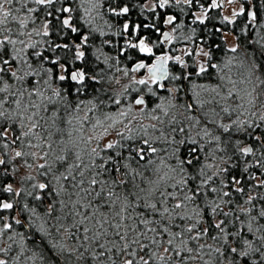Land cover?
<instances>
[{"label": "snow or ice", "instance_id": "6c2138e0", "mask_svg": "<svg viewBox=\"0 0 264 264\" xmlns=\"http://www.w3.org/2000/svg\"><path fill=\"white\" fill-rule=\"evenodd\" d=\"M67 0H0V126L5 121L10 123L4 130L0 132V138L7 139L12 125L16 124L20 128L19 135L11 141L15 144L20 141L25 145L24 138H30L26 142L28 148L42 147L44 142L51 140V133L47 137H41V133L36 131L38 128L47 132L45 124L47 119H52L53 125L56 124L57 111L53 110L52 116L47 119L41 115V112L48 111V104H55L59 101L63 105L64 117H61L69 126H73V122L78 125L75 131L78 133V140H73V133L68 132L69 142L61 140L66 151L79 149L75 151V163L68 166L66 173H61L55 177L57 188H50L48 183H35L33 189L38 192L34 195V199L43 201L48 196L60 197L59 201L52 200L49 202L46 216L53 217V213L60 211L62 215L53 217L56 224L53 225L54 232L65 233L73 243L70 247L66 246L62 236L54 235L52 230L46 229L44 221L40 228L45 236L52 237L51 247L65 255L68 261H75V264H191L192 261H201L202 264H264V193L260 189H264V172L257 174L249 171V169H264V134H254L257 129H261V123L264 122V61H260L255 55L249 57L245 54V59L240 61L241 67L244 69L234 78L224 69L233 64L236 58H229L228 61L221 66L219 63H211L213 56L211 51H205L201 48L196 55L204 56L208 63H199L198 68L194 72L187 71L190 67L182 56L172 55L175 48L165 49L164 46L172 45L174 40L180 39L174 36L177 29L184 27L183 23L177 22V16L166 15L163 18V26H172L170 31H162L160 24V15L156 13L157 7L161 10L170 5H185L191 8L194 3L199 0H155L148 8L149 11L156 13L154 17L145 16L140 22H132L127 20L122 24L113 35L123 36L125 44L120 50L119 55L125 56L132 60L131 55H127L128 50H135L140 54L134 65L125 68L124 75L132 73H140L142 70L144 75L136 79L132 78L131 83L134 85L147 86V92L156 95L153 91V85L160 89H164V81L189 80L192 76L197 77L203 74H209L210 69H215L220 74V82L211 87L210 91L214 95L201 101L199 92H196V103L199 107H203L205 103L220 104L221 101L231 102L227 106L221 107L220 111L212 109L213 118L208 123H214L223 130L224 133H230L235 126L236 131H243L251 136L255 141L241 147L240 141L234 145L235 151L240 153V157H253L251 161H246L243 165L239 163V158L233 160L232 155H225L219 158L220 163H206L199 169V182L189 187V179L196 181L197 177H184L181 175L175 183H166L161 188V182L165 181L168 173H164L154 182L147 181V187L143 186L144 181H137V177L143 178L144 173L149 170V165L154 164V156L158 151H169V148L158 149L153 147L156 140H162L171 147L173 156L180 151V146L185 144V140L177 141L175 137L169 139V135H165L163 129H158L156 125H143L142 122L138 126L133 125V121L137 120L140 115L144 118L156 120L160 124L165 121L161 116L155 115L159 109L164 116H168V108L157 104L155 108L148 109V102L144 96H139L134 100V106L138 111H133V105L123 107L121 99L109 96L115 105L121 106L115 114H103L102 117L95 119L88 116V112L94 111L97 104H92L83 116L79 113L83 110L84 102L78 101L73 104L67 100L68 89L59 90L54 86V81H72L78 85H85L86 78L90 84L99 85L96 91L108 94V89L104 87V81L108 78L103 70L89 69L87 66L76 68L69 71V61L75 64L76 61H85V51L89 41V35L80 32V29L72 23L73 13L77 9L71 6H63ZM109 8L107 11L115 17H126L130 13V7L124 5L122 7H111L116 0H108ZM233 0H229V3ZM29 3L39 5L45 12V17L41 21L40 26H36V19L32 14L39 11L35 7H29ZM251 3V0H249ZM62 5L56 8L55 5ZM87 5V6H86ZM80 6L84 11V23L92 25L93 11L96 15H100L99 9L103 7V0H80ZM145 7H148L145 5ZM212 8H222V3L213 0ZM201 13H193L194 19L192 23H205L207 18V9L201 5ZM26 10V14L21 18L20 13ZM183 12L184 8H180ZM244 9L239 12H233V17L242 15ZM62 14H67L66 16ZM250 19L249 24L255 26L258 20L256 11L248 13ZM102 18V17H101ZM224 20L231 24L234 22L229 17ZM19 24L18 36L12 38L13 29L8 27L10 22ZM31 21L33 27L30 31H23L28 28ZM55 21V23H54ZM109 28L112 27L105 21ZM51 26V30H50ZM264 27V25H261ZM64 30H68L72 34L69 39L53 43V41H44L49 45L46 51L53 53V56L45 55L41 51L32 53L36 58L35 65L29 59L28 49H36V43H25V40L19 39L21 36L31 38L33 34L36 36L50 37L53 34L63 37L67 35ZM97 29L93 28L92 31ZM216 31H222L217 29ZM5 33H7L5 35ZM100 34L104 35L101 29ZM227 35V33H223ZM76 39L79 42H76ZM264 39V38H262ZM105 44H111V41H103ZM259 43V41L257 42ZM22 47H17V45ZM9 45L11 48L9 49ZM217 48L220 45H216ZM264 48V44H261ZM59 50V52H57ZM239 45L227 49L228 52L238 53ZM96 59L100 60L103 53L97 49ZM190 50H185L184 55L190 56ZM264 54V53H262ZM63 57L64 62H61ZM113 59L104 56V63ZM119 63V58H116ZM46 64L50 66H45ZM171 65V67H170ZM112 65H109L111 67ZM179 66L181 71L177 74L175 67ZM118 71L120 69H117ZM30 77H40V79H28ZM12 79L18 82V85L9 82ZM27 83H24L25 81ZM199 87L204 91H208L203 85ZM43 89V90H42ZM139 91V89H133ZM180 89L177 88L176 91ZM75 93L82 94L83 88H75ZM128 87H125V92ZM171 94L172 89H167ZM50 92V95H45ZM6 94V95H3ZM219 98V99H217ZM98 99V98H97ZM100 104L104 101L100 100ZM169 105L175 107L168 101ZM8 105V107H6ZM185 112L193 111V104L188 103L185 106ZM147 110V111H146ZM220 112L231 115L236 113V119L229 124L220 123L216 117H220ZM248 114L250 119L242 120L240 117ZM223 119V117H220ZM185 119L193 121L191 127L195 128L201 121L191 115H186ZM43 121L44 123H41ZM127 121V122H125ZM254 121H256L254 123ZM169 124L179 123L175 116L169 121ZM89 125V127H86ZM117 125H123L125 131L116 130V134L124 140L135 141L137 138L142 140L145 147L131 148L128 155H123L120 151L115 154L102 156V152L117 148L119 141H108L103 147L100 141L107 135L110 130L116 129ZM152 133L160 132L159 136L153 139ZM252 129V132H248ZM58 132L63 129L57 127ZM179 131L184 133V127L176 129L173 127L171 132ZM201 132L203 135H201ZM127 133V134H126ZM135 133V134H134ZM197 135L201 139L208 137V142L215 141L218 150L227 153V141L224 147H220L221 136L213 135L205 125ZM32 138L40 140L41 143L33 144ZM95 142V143H94ZM192 145H197L198 141L191 138L187 141ZM3 148H9L8 143H4ZM48 147L52 144L49 142ZM120 147H126L120 145ZM132 153H135L133 155ZM197 148L188 149L187 154L179 161V172L185 171L184 164L192 166L194 161H199L200 157ZM259 154V157H257ZM31 156L37 158V153L26 151H15L13 160L19 157ZM48 156L45 152L39 159L43 160ZM87 157V163L85 162ZM99 158L100 163L96 160ZM58 160H65L66 156H58ZM213 159H216L213 156ZM135 161L138 167L134 168L132 162ZM141 161H144L141 164ZM8 163L5 159L0 158V166ZM28 168L33 165L25 161ZM164 160L161 159V164ZM221 165H227L222 167ZM43 169L46 164L38 165ZM214 169V170H213ZM49 167V171H50ZM159 173L160 169H155ZM169 171L176 172V168H170ZM211 171V175H209ZM87 173V175H86ZM7 174V170L4 171ZM46 174V173H44ZM107 174V175H105ZM215 186L209 187L214 182ZM28 179H34L29 176ZM168 179H172L168 177ZM62 181H67L65 184ZM255 181V183H253ZM169 188L172 191H169ZM23 189L14 190L11 183L0 188V192L14 194L16 197L21 196ZM33 196L31 191L25 193ZM43 194V195H41ZM215 194V195H210ZM235 194V195H234ZM239 196L241 199H236ZM228 199H225V198ZM255 202V203H254ZM18 203V202H17ZM59 203V209H57ZM191 205V212L189 206ZM225 207L228 208L225 211ZM14 203L0 201V212H12ZM18 211L31 212L33 216H37L35 208H29L28 204H24L23 209ZM255 213V214H253ZM7 216H0V244L6 241V247H0V264H20V257L24 254L21 248L18 255L10 256L13 245L17 243L16 235L23 240L22 233L15 235H7L5 233L13 232V224L5 222ZM15 224L23 225L24 221L15 219ZM211 240L212 243H207Z\"/></svg>", "mask_w": 264, "mask_h": 264}, {"label": "trees", "instance_id": "16d2710c", "mask_svg": "<svg viewBox=\"0 0 264 264\" xmlns=\"http://www.w3.org/2000/svg\"><path fill=\"white\" fill-rule=\"evenodd\" d=\"M77 3H80V0H75ZM146 0H116L115 3L111 4V7H122L124 5H128L130 7V13L126 17H115L111 15L107 11L109 8V2L108 0H103V7L99 9V12L102 14V18H99L100 22H94L89 27L90 29H86L84 23H81L80 20L74 19L72 20V23L77 26L80 29V32L83 34H89V41L88 44L85 47V50L87 51L86 57L90 58V60L85 63V66L88 65L89 69H95L97 71L103 70L104 74L108 78L106 81H104V87L108 89V94L105 95L103 93H100L96 91L95 89L99 88V85L90 84L89 80L86 81L85 85H78L73 84L70 81H59V90L68 89L67 93V100L71 101L73 104L77 103L78 101L84 102V107H91V104L89 101H94L97 104V108L92 111L91 115L99 113H103V107L100 106L99 101L100 100H109V96L112 98H117V90H120L121 86L120 83L121 79L120 74L122 69L130 68L135 63V61L140 58V54L137 53L135 50H128L127 55H131L133 57L132 60L127 59L125 56H120V50L123 48L125 44L124 37L127 34H124L123 36L119 35H113L119 28H122V24L127 21L131 20L132 22H140L144 19L145 16L148 17H154L156 13H159L160 15V24L162 30L164 29V26L162 24L163 18L166 15H175L177 16V22L183 23L184 27L182 29H177L174 36L179 37L180 39L174 40L173 44L170 46V48H175L176 51L171 53L172 55H180L183 57L186 63L190 65V67L187 69V71L194 72L196 68H198L199 64L196 62V58H200L202 55L197 56L196 53L203 47L205 51L210 50L211 54L213 56V59L211 63H219L221 66H223L229 58H236L233 60V64L230 65L228 68H225L224 71L232 75L234 78L238 77V74L242 72L244 69L241 67L240 61H243L245 59V54L249 57L255 55L260 61H264V48H261V44H264V27H261V25H264V0H251V3L245 2L249 4V6L252 7L253 11H256L258 20L255 23V26L252 24L248 25L246 21H244V16H240L235 22L229 24L224 22L220 17H215V22L209 23V21H205L204 24H200L199 22L192 23L194 16L193 13L199 10V6L201 4H204V1L206 0H199V3H194V5L189 8L185 5L175 6L174 4L170 7H167L163 10L157 8L156 13H153L146 9L143 6V2ZM249 1V0H248ZM70 0H67V2L63 6H71L69 3ZM70 4V5H69ZM62 5H55L56 8L61 7ZM39 11L36 13H33L32 16L34 19H36V25H40L41 21L45 17V12L40 6H36ZM81 7V6H80ZM180 8H184V11L181 12ZM77 9V8H76ZM83 10V9H82ZM22 13V12H21ZM24 14H26V10L23 11ZM66 16L67 14H62ZM96 13L93 14L95 16ZM247 17V16H246ZM245 17V19H246ZM38 20V21H37ZM78 21V23H77ZM102 21V23H101ZM105 21L108 22V24H111L112 27L109 28L107 24H105ZM29 21V26H30ZM55 23V21H54ZM217 23V24H215ZM32 24V23H31ZM11 28L13 29L12 35L16 34L19 30V24L12 21L10 24ZM51 28V26H50ZM97 29L96 31H92V29ZM104 31V35L100 34V30ZM217 29H221L222 31H216ZM223 31H232L237 37V42L239 45L238 53H231L228 52L227 44L223 38ZM67 35H64L63 37L57 36L53 34L50 37H42V40L40 41V36L33 38H26L27 36H23L25 43H36L37 47L36 49H28L27 54L29 55V59L34 63L36 62L35 56L32 55L34 51H41L45 55L53 56L54 54L46 51L49 47L47 43H44V41L51 40L53 43H60L64 42L69 39V36H72L68 30H64ZM7 34V33H5ZM111 34V35H110ZM15 36V35H14ZM34 36H36L34 34ZM39 39V41L37 40ZM103 41H111V44H105ZM259 41V43H257ZM76 42L78 43L79 40L76 39ZM216 45H220L219 48L216 47ZM9 49L11 48L8 46ZM165 48V45L162 46ZM93 49H100L103 55H101L100 60H97L94 56ZM190 50L191 55L190 56H184V51ZM59 52V50H57ZM183 53V55H182ZM104 56L112 57L113 59L108 60L107 64L104 63ZM119 58V63H117L116 58ZM204 57V56H202ZM207 61V60H206ZM61 62H64L63 57ZM208 63V61L206 62ZM76 64V62H75ZM75 64H72L71 61H69V69L72 67H75ZM109 65H112L109 67ZM45 66H50L46 64ZM171 67V65H170ZM117 69H120L119 71ZM174 71L177 72V74L181 71H185L183 69H180L179 66H176ZM211 75L209 74H203L202 76H192L191 81L189 80H178V81H166L165 84V90L160 91L157 86L153 85V91L156 93V95H152L151 93L147 92V86H141V85H130L129 91L123 93V99L124 95H127L128 101H134V98L139 97L141 95H145V99L148 102V109L155 108L157 104H160L159 102L161 100L164 101L165 107L168 108L169 115L164 116L163 113L157 109L155 115H159L162 117V119L165 121L163 124H160L156 120H151L147 118H141L136 123H133L134 126H138L140 122L143 123V125H156L158 129H163L165 135H171L169 136V139L172 137H175L177 141L183 139L185 140V144L180 146V151L177 155L173 156L171 153V147H176V145L169 146L165 144L162 140H156L155 143H153V147H157L158 149H164L169 148V151H158L154 158V164L149 165V170L144 173V177L140 178L137 177V181L140 182L141 179H143L144 184L143 186L147 187V181H156L159 176L164 175V173H168V176L165 177V181L161 182V188L165 186L166 183H175L176 180H179L181 178V175L184 177H197L196 181H193L189 179V187H191L194 183L199 182V169L204 164H216L220 163L219 158L221 156L232 155L233 160H236L239 158V163L243 165L246 161H251L254 158L253 157H240V153L235 151L234 145L237 141H240V146H246L248 144L255 143L254 140H252L251 136H249L247 133L243 131H236L235 126L233 128V131L230 133H224L222 129L218 128L216 124L214 123H208V120L213 118L214 113L212 112V109L215 108L216 111H220L221 107L227 106V104L231 103L221 101L219 105L215 103H205L204 106L201 108L196 103V92H199V99L201 101L207 100L211 98L214 93L210 91L211 87L216 86L220 82V74H217L215 69L209 70ZM33 79V77L28 78ZM9 82L12 84H15L17 86L18 82L16 84V81L9 79ZM28 82L27 80L25 81ZM24 82V83H25ZM123 84V83H122ZM203 85L208 91H204L199 87L195 88V91H193L194 86ZM83 88L82 94L75 93V88ZM123 87V86H122ZM179 88V91H176V89ZM133 89H139V91H135ZM167 89H172L173 92L170 94ZM6 95V94H3ZM122 97V96H121ZM120 97V98H121ZM98 98V99H97ZM219 99V98H217ZM171 100V103L175 105V107H172L169 105L168 101ZM188 103L193 104V111L191 113L185 112V105ZM112 107L106 108L105 113H112L115 112L117 109V106L114 104L111 105ZM8 107V105H6ZM53 110H58L59 116L56 118V124L53 125L52 119H47L48 117H51ZM146 110V111H147ZM111 111V112H110ZM186 115H191L196 118H198L201 123L197 125L195 128L191 127L193 121L185 119ZM47 119V123L45 124V128H47V132H44L41 130V137H47L48 133H51V140L44 142L45 144H48L50 142L52 144V147H41L42 150L46 149V152L48 153V158L51 155L50 158L51 161H47L46 167L41 169H37L38 172V178L39 181H43L44 183H48L50 188L55 189L58 187V185L55 182V177L60 175L61 173H66V169L69 165L75 163V155L74 153H71L70 151H65V153L60 152V148H65L64 145L61 143V140H65L66 137H68V132L71 131V127L66 124L61 117H64V110L63 105L57 101L55 104H48V111L43 115ZM175 116L176 119L179 121V123H173L169 124L168 121ZM220 117H223L221 119ZM220 117H216V120L220 123L229 124L232 120L236 119V113H232L231 115L227 113L220 112ZM240 119H250V116L246 114L243 117H240ZM154 121V124H150L148 122ZM256 121H254L255 123ZM9 121H5L3 123V126H0V132L4 130V127H7L9 124ZM41 123H44L41 121ZM261 123V129H257L256 133L254 134H264V122ZM207 126V128L212 132L213 135H219L221 136V144L220 147H224V143L226 138L231 137L227 141V153L221 152V151H214L217 148L216 142H208V137H205L204 139H201L199 135H197V132L200 131L204 126ZM57 127H60L63 129V132H58L56 130ZM175 127L176 129H179L180 127H184L185 131L184 133H180L179 131L171 132V129ZM75 130V129H73ZM20 128L16 125H12V129L9 132L8 138L2 139L0 138V153L1 157L5 159L8 163H6L3 166H0V188H3L6 186L7 183H17V178L20 174L21 167L19 168L18 163L16 161H12L10 158V150L13 147H20L19 145H22L20 141H16L15 145L11 143V141L15 138V135H19ZM150 134H152L153 139L155 140L156 136L160 135L159 131H156L155 133H152V129H149ZM248 132H252V129H249ZM127 134V133H126ZM135 134V133H134ZM201 135L203 133L201 132ZM119 144L117 145V148L110 149L107 152H102V156L115 154V152L120 151L123 155L127 156L131 148L135 147H145V150L147 151V146H144L142 144V140L137 138L135 141H128L124 140L121 137H119ZM191 138H195L198 141L197 145H192L188 143L187 141ZM30 139V138H27ZM8 143L9 148L5 149L3 148V144ZM32 143H41V141H36V139L32 138ZM67 143V141H66ZM125 145L126 147H120V145ZM197 148V155H199L200 160L194 161V164L192 166H189L187 164H184L185 171L183 173L179 172V161L185 157V155L188 152V149L190 148ZM63 150V149H62ZM65 150V149H64ZM60 153V154H59ZM63 153V154H62ZM135 155V153H132ZM66 156V159L61 161L58 160V156ZM213 156H215L216 159H213ZM259 157V154H257V157ZM161 159L164 160V163L161 164ZM85 162L87 163V157H85ZM97 163H100L99 158L96 160ZM50 163V164H49ZM144 161H141V164H143ZM52 165H55L54 167H51ZM132 166L134 168L138 167L135 163V161L132 162ZM222 167H226L227 165H221ZM50 167V171H49ZM159 168L160 171L157 173L155 169ZM170 168H176V172L169 171ZM7 170V174L4 175V171ZM214 170V169H213ZM249 171L256 172L257 174L264 172V169H257L252 168L249 169ZM46 173V174H44ZM87 175V173H86ZM107 175V174H105ZM209 175H211V171H209ZM168 177H171L172 179H168ZM218 178H214V182L210 183L209 187L215 186V180ZM63 183L67 184V181H62ZM19 183V182H18ZM36 182H31V180L26 181V183H22L21 189L23 191L21 192L20 197H16L14 194H9L6 192H0V201H7L14 203V210L12 212H0V216H7L8 217V223L13 224V232L12 233H5V240L7 235H15L16 233H22L23 234V240H21V237L19 235H16V241L17 243L13 245V250L10 253V256L15 257L19 254L21 248H23L24 254L20 257V264H75V261H68L66 259L65 255H61L59 251L56 249H53L51 247L52 243V237L51 236H45L44 232L41 230L40 226L44 223V221H47V224H45V228L52 230L54 235L62 236L63 241L65 242L66 246H71L73 243H76L72 239H69L68 235L65 233H55L53 229V225L56 224V220L53 218L55 216L62 215V213L58 210L53 213V217L46 216V212L48 209L49 202L52 200L59 201L60 197H56L54 194L53 196L46 197L43 201L34 199V195L38 192L37 189H33L32 185ZM255 183V181H253ZM31 191L33 193V196H28L25 193ZM169 191H172L171 188H169ZM261 193H264V189L258 190ZM43 195V194H41ZM215 195V194H210ZM235 195V194H234ZM236 199H241V197L236 196ZM225 199H228L227 197ZM18 202V203H17ZM255 203V202H254ZM24 204H28L29 208H35L37 216H40V219H37L36 216H33L31 212L28 211H18L17 209H23ZM57 209H59V203H57ZM228 208L225 207V211H227ZM189 212H191V205L189 206ZM16 214L19 215L18 219H21L24 221L25 224L23 225H17L15 224V217ZM255 214V213H253ZM6 222V221H5ZM26 225L29 227L27 228ZM11 241H6L5 245L7 246V243H10ZM207 243L211 244L212 241L208 240ZM3 244V243H2ZM0 244V247H3V245ZM5 246V247H6ZM191 264H202L201 261H192Z\"/></svg>", "mask_w": 264, "mask_h": 264}, {"label": "rangeland", "instance_id": "374dc122", "mask_svg": "<svg viewBox=\"0 0 264 264\" xmlns=\"http://www.w3.org/2000/svg\"><path fill=\"white\" fill-rule=\"evenodd\" d=\"M222 1H224L225 2V6L223 7V12L226 14V15H228V16H230V17H232L233 15H232V13L235 11V12H239L240 10H241V8H242V5H241V1L240 0H233V2H231V3H229V0H222ZM153 2H155L154 0H152V1H150L149 3L147 2L146 3V5L148 4V5H150V4H152ZM219 2V1H218ZM71 5H72V7L73 8H77V11L75 12V13H73L72 15H73V20L74 19H78V20H80V22L81 23H84V11L82 10L83 8L82 7H80V3H77L75 0H70V2H69ZM69 4V5H70ZM57 5H59V4H57ZM36 6H38V5H35L34 3H29V7H35V8H37ZM87 6V5H86ZM24 11V10H23ZM23 11H22V13H20V16H21V18H23V16L25 15L24 13H23ZM94 13H96L95 11H93V14ZM100 13V15H95V19L93 20V23L96 21V22H100V20H99V18H101V17H103L102 16V14H101V12H99ZM38 21V20H37ZM31 22V21H30ZM77 23H78V21H77ZM92 23V24H93ZM101 23H102V21H101ZM10 24H11V22L9 23V25H8V27H11L10 26ZM84 25H85V28L87 29H90L89 27H92L91 25H86L85 23H84ZM94 25V24H93ZM37 27H39L40 25H36ZM32 27H33V24H31L30 23V26H29V24H28V28L27 29H24L23 31H25V32H27V31H30L31 29H32ZM50 30H51V28H50ZM18 31V30H17ZM87 34V33H86ZM6 35V34H5ZM15 35V36H14ZM14 35H12V38L13 39H16L17 38V36H18V32L16 33V34H14ZM87 35H89V34H87ZM111 35V34H110ZM127 36V35H126ZM35 37H38L39 38V36H34V34H33V36L31 37V38H35ZM0 38H2V36H0ZM27 39L29 38V37H26ZM223 38H224V40H225V42H226V44H227V47L228 48H231V47H233V46H237L238 45V42H237V37H236V35L235 34H230V33H227V35H224L223 34ZM19 39H23L24 40V38H23V36H21V37H19ZM36 39V38H35ZM38 41H39V39H37ZM42 40V38H41V36H40V41ZM10 47H11V45H9ZM17 47H22L21 45H17ZM82 50H84L86 53H87V51L85 50V48L84 49H82ZM93 54H94V56L96 57V55L98 54L97 53V49H93V52H92ZM182 55H183V53H182ZM185 56V55H184ZM196 62H197V64H199V63H206L207 61H206V58L205 57H200V58H196ZM47 67V66H46ZM131 68V67H130ZM130 68H128V69H130ZM124 69H122V71H121V74H120V76H122V77H120V79H121V82H119L120 83V86H121V88H120V90H117L118 92V94H117V98H119V99H121V105L123 106V107H127L128 105H133L134 106V101H128V99H127V95H124V98L125 99H123V91H125V87L127 86L128 87V91H129V88H130V85H133L132 83H131V81H132V78L133 77H135L136 79H139V78H141L143 75H144V72H143V70L140 72V73H132V72H130L129 71V73H128V75L126 76V75H124V71H123ZM33 79H40V77H34ZM26 83V82H25ZM54 83V86L57 88V89H59V81L57 80V81H54L53 82ZM123 83V84H122ZM16 84H17V82H16ZM166 83H164V85H165ZM123 86V87H122ZM155 86V85H154ZM123 88V89H122ZM158 88V87H157ZM123 91H122V90ZM159 89V88H158ZM43 90V89H42ZM163 90H165V88L164 89H160V91H163ZM51 93L50 92H46L45 93V95H50ZM122 96V97H121ZM141 96H145V95H141ZM121 97V98H120ZM136 98H138V97H136ZM136 98H134V100L136 99ZM113 99H115V98H113ZM104 101V103L103 104H100V106L102 105V107H103V113L101 114V113H99V112H97V114H94V115H91V113L92 112H88V116L90 117V118H93V119H95L96 117H102L103 116V114H105V112H104V110L106 111V108L108 109L109 107L111 108L112 106V104L114 105V103L112 102V101H107V100H103ZM160 105L162 106V107H165V104H164V101L163 100H161L160 102ZM117 106V105H116ZM91 107H92V104H91ZM91 107H89V108H91ZM119 107H121V106H117V109L119 108ZM97 108V107H96ZM117 109H115L116 111H117ZM87 110H88V108L87 107H83V110L79 113V115L80 116H83L84 114H85V112H87ZM57 111V116H59V113H58V110H56ZM116 111L115 112H112L111 114H115L116 113ZM133 111L134 112H137L138 111V108H137V106H134L133 107ZM111 112V111H110ZM45 113L46 112H41V115L43 116V115H45ZM52 113V112H51ZM108 113V112H107ZM108 114H110V113H108ZM52 115V114H51ZM57 118V117H56ZM141 118H143L142 116H140V115H138L137 116V120L136 121H133V123H136L139 119H141ZM125 122H127V121H125ZM148 123H150V124H154V121H151V122H148ZM67 124V123H66ZM68 125V124H67ZM72 129H71V132L73 133V135H72V139L73 140H78V133L75 131V130H73V129H75L76 127H78V125H76L75 124V121L73 122V126H70ZM86 127H89V125H86ZM119 130V131H125L126 132V130L124 129V127H123V125H117L116 126V129H112V130H110V135H107L103 140H101L100 141V146L101 147H103V145L104 144H106L108 141H118L119 140V138H118V135L116 134V130ZM41 130L42 129H40V128H38L36 131H38V132H40L41 133ZM24 140H25V145H19L20 147H18L17 145H16V147H13V148H11V150H10V158H11V160L12 161H16V163H18V165H19V168L21 167V170H20V174H19V176H18V178H17V183H13L12 184V186H13V189L14 190H20L21 189V185H22V183L24 182V183H26V181H29V180H31V182H36V183H44L43 181H39V178H38V172H37V169H39V167H38V165L39 164H42V163H44V164H47V161H51L52 162V159L53 158H50L51 157V155L49 156V158H48V156L45 158V159H43V160H41V159H39V156H42L45 152H46V149H43L42 150V148L41 147H39V148H28V147H26V142H27V138H24ZM36 141H38L37 139H36ZM40 141V140H39ZM63 141H67V143L69 142V137H66L65 138V140H63ZM49 143V142H48ZM95 143V142H94ZM34 144H36V143H34ZM44 145H45V147H48V144H45V143H43ZM43 144H42V146H43ZM15 145V144H14ZM64 145V144H63ZM68 146H69V148H71V144L70 143H68ZM65 147V146H64ZM63 149V150H62ZM65 148H60L59 150H60V152H63V153H65V151L66 150H64ZM79 149H72V151H70L71 153H75V151H78ZM15 151H26V152H35V153H37V158H35V159H33L31 156H25V157H19V158H16L15 160H13L12 159V157H13V155H14V152ZM62 153V154H63ZM60 154V153H59ZM0 157H1V153H0ZM25 161H27V163L28 164H32L33 166L31 167V168H28L27 167V165H26V163H25ZM50 164V163H49ZM55 165H52L51 164V167H54ZM29 176H31V177H33L34 179H28V177ZM19 182V183H18ZM40 217V216H39ZM19 218V215L18 214H16V217H15V219H18ZM41 218V217H40ZM21 220V219H20ZM6 222H8V220L6 221ZM25 224V223H24ZM3 245V247H5L6 245H5V243H3L2 244Z\"/></svg>", "mask_w": 264, "mask_h": 264}, {"label": "flooded vegetation", "instance_id": "af4514ba", "mask_svg": "<svg viewBox=\"0 0 264 264\" xmlns=\"http://www.w3.org/2000/svg\"><path fill=\"white\" fill-rule=\"evenodd\" d=\"M150 1H152V0H146L145 2H143V6L145 7V5H146V3L148 2H150ZM155 1V0H154ZM219 1V2H218ZM241 1V5H242V8L244 9V12H243V16H244V21H246L247 22V24L248 25H250L249 24V19H250V17H249V15H248V13L250 12V11H253V9H252V7L251 6H249V4H247V3H245V2H248L249 3V1L248 0H240ZM212 2H213V0H206V1H204V4H201L202 6H203V8L204 9H207V18L205 19V21H209V23H211V22H215V17H220L224 22H226L225 20H224V17H229V18H231V19H233L234 20V22L238 19V18H240V16H242V15H238V16H235V17H230V16H228V15H226L224 12H223V7L225 6V2L224 1H222V0H216V2L217 3H222L223 4V7L222 8H212L211 7V4H212ZM154 3V2H153ZM201 5L199 6V10L198 11H196V12H194V13H196V14H200L201 13V11H202V9H201ZM147 6L148 7H145L146 9H148V8H150L151 7V4L150 5H148L147 4ZM170 6H172V5H170ZM169 6V7H170ZM158 8V7H157ZM247 16V17H246ZM245 17H246V19H245ZM227 23V22H226ZM215 24H217V23H215ZM171 27L172 26H164V29L162 30V31H170L171 30ZM230 33V34H234V32H230V31H223V33ZM223 33H222V35H223ZM174 35H175V33H174ZM171 46V45H170ZM170 46H168L167 45V43L165 44V49H168V48H170ZM201 48H203V47H201ZM87 59H88V61L90 60V58H87L86 57V52H85V61L82 63V62H80V61H76V64H75V67L73 68H71V69H69V71H73V70H75L76 68H80V67H85V63L87 62ZM134 65V64H133ZM132 65V66H133ZM87 67H88V65H87ZM88 79L86 78V80H85V83H86V81H87ZM71 83H73V84H76L75 82H72V81H70ZM159 90H160V88H159Z\"/></svg>", "mask_w": 264, "mask_h": 264}, {"label": "water", "instance_id": "95a60500", "mask_svg": "<svg viewBox=\"0 0 264 264\" xmlns=\"http://www.w3.org/2000/svg\"><path fill=\"white\" fill-rule=\"evenodd\" d=\"M169 46V45H168ZM167 81V80H166ZM166 81H164L163 83H166ZM27 228H29L27 225H26Z\"/></svg>", "mask_w": 264, "mask_h": 264}]
</instances>
